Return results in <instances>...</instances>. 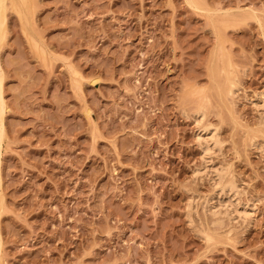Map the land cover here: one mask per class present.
Masks as SVG:
<instances>
[{"label": "rangeland", "instance_id": "374dc122", "mask_svg": "<svg viewBox=\"0 0 264 264\" xmlns=\"http://www.w3.org/2000/svg\"><path fill=\"white\" fill-rule=\"evenodd\" d=\"M8 3L0 264H264V0Z\"/></svg>", "mask_w": 264, "mask_h": 264}, {"label": "bare ground", "instance_id": "6f19581e", "mask_svg": "<svg viewBox=\"0 0 264 264\" xmlns=\"http://www.w3.org/2000/svg\"><path fill=\"white\" fill-rule=\"evenodd\" d=\"M9 2V0H0V47H1V45H2V42H3V40H4V38H5V30H6V12L8 11L7 10V7L9 6L8 3ZM10 2H11V0H10ZM192 3V2H191ZM13 4V3H12ZM17 4V3H16ZM18 6V5H17ZM13 8H14V6H13ZM16 9V8H15ZM23 9V8H22ZM195 9V8H194ZM197 10V9H196ZM14 12V11H13ZM16 13H17V10H16ZM32 15V14H31ZM29 16V15H28ZM28 22V21H27ZM26 22V23H27ZM33 22V21H32ZM31 22V23H32ZM28 28V27H27ZM6 39V38H5ZM2 81H3V73H2V70H1V67H0V156H1V149H2V146H3V143H4V140H5V133H4V116H5V114H6V111H7V107H6V104H5V101H4V97H3V87H2ZM228 91V90H227ZM229 92H230V90H229ZM228 92V93H229ZM233 92H234V90H233ZM232 92V93H233ZM222 95V94H221ZM222 97H223V95H222ZM261 98V97H260ZM264 102V101H263ZM256 106V105H255ZM260 106V105H259ZM201 115V114H200ZM202 116V115H201ZM200 116V117H201ZM197 121H199V120H197ZM202 121V120H201ZM202 132H204L203 133V135L201 134L200 136H199V138H197V140L198 139H200V141H202L203 143H200V145L202 144V145H204L203 147L204 148H202L204 151L203 152H205L206 153V150H209L208 148H210L211 146H210V143H212V144H214L216 141H218V140H216V133H215V129H210V128H205L204 130H202ZM201 132V133H202ZM218 134V133H217ZM217 143V142H216ZM215 143V144H216ZM210 146V147H209ZM201 147V146H200ZM212 150V149H211ZM210 151V150H209ZM204 154V153H203ZM202 154V155H203ZM204 156V155H203ZM202 156V157H203ZM206 156V155H205ZM208 156V155H207ZM205 159H207V158H205ZM207 161V160H206ZM209 161V160H208ZM1 164V163H0ZM207 164V163H206ZM205 165V164H204ZM214 172H216V170L214 171ZM219 171H217V173H218ZM202 173V172H201ZM200 173V174H201ZM195 174H196V171H195ZM215 174V173H214ZM217 181H218V179H217ZM218 185V184H217ZM216 185V186H217ZM235 186V185H234ZM230 187V189L232 190V186H229ZM226 188V187H225ZM224 188V189H225ZM228 188V187H227ZM228 190H229V188H228ZM227 190V191H228ZM237 190V189H236ZM235 192H237V191H235ZM220 193V192H219ZM225 193V192H224ZM227 193V192H226ZM229 193V192H228ZM233 193V192H232ZM235 194V193H234ZM233 198V197H232ZM231 198V199H232ZM229 201V200H228ZM2 201H1V175H0V203H1ZM227 202V201H226ZM230 203V202H229ZM232 203V202H231ZM236 203V202H235ZM232 204H234V203H232ZM3 205V204H2ZM227 205V204H226ZM238 205V204H237ZM240 205V204H239ZM228 206V205H227ZM226 206V207H227ZM248 207V206H247ZM246 208V207H245ZM249 208V207H248ZM228 209V208H227ZM241 210V209H240ZM230 211V210H229ZM232 211V210H231ZM237 211V210H236ZM240 212V214H242V213H244V211H238L237 213H239ZM242 212V213H241ZM247 212V211H246ZM221 213V212H220ZM232 213H233V211H232ZM0 214H1V207H0ZM215 214H217V213H215ZM223 214V213H222ZM221 214V215H222ZM235 214V213H234ZM247 214V213H246ZM220 215V216H221ZM232 215V214H231ZM245 215V214H244ZM248 215H250V214H248ZM247 215V216H248ZM239 216V215H238ZM229 217V216H228ZM240 217V216H239ZM241 218V217H240ZM243 218H245V217H243ZM1 248H2V242H1V236H0V253H1ZM2 263V262H1Z\"/></svg>", "mask_w": 264, "mask_h": 264}]
</instances>
